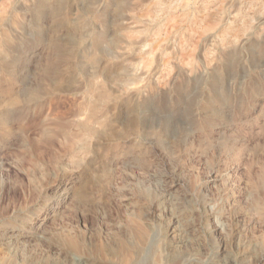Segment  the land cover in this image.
<instances>
[{
  "label": "rangeland",
  "instance_id": "rangeland-1",
  "mask_svg": "<svg viewBox=\"0 0 264 264\" xmlns=\"http://www.w3.org/2000/svg\"><path fill=\"white\" fill-rule=\"evenodd\" d=\"M124 247L264 264V0H0V264Z\"/></svg>",
  "mask_w": 264,
  "mask_h": 264
},
{
  "label": "bare ground",
  "instance_id": "bare-ground-1",
  "mask_svg": "<svg viewBox=\"0 0 264 264\" xmlns=\"http://www.w3.org/2000/svg\"><path fill=\"white\" fill-rule=\"evenodd\" d=\"M122 251H124V255L120 259L121 264H138L137 260L132 259V257L129 256V250L127 247L122 248ZM121 251V252H122ZM109 252V251H108ZM133 253V252H132ZM144 253V252H143ZM109 254V253H108ZM190 257V256H189ZM175 258V257H174Z\"/></svg>",
  "mask_w": 264,
  "mask_h": 264
}]
</instances>
